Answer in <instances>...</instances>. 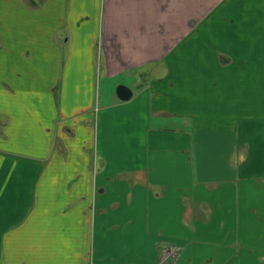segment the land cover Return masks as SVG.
I'll return each mask as SVG.
<instances>
[{"label": "crops", "instance_id": "crops-1", "mask_svg": "<svg viewBox=\"0 0 264 264\" xmlns=\"http://www.w3.org/2000/svg\"><path fill=\"white\" fill-rule=\"evenodd\" d=\"M0 264H264V0H0Z\"/></svg>", "mask_w": 264, "mask_h": 264}, {"label": "water", "instance_id": "water-1", "mask_svg": "<svg viewBox=\"0 0 264 264\" xmlns=\"http://www.w3.org/2000/svg\"><path fill=\"white\" fill-rule=\"evenodd\" d=\"M116 95L121 100H127L131 96V91L125 85H119L116 88Z\"/></svg>", "mask_w": 264, "mask_h": 264}, {"label": "built area", "instance_id": "built-area-1", "mask_svg": "<svg viewBox=\"0 0 264 264\" xmlns=\"http://www.w3.org/2000/svg\"><path fill=\"white\" fill-rule=\"evenodd\" d=\"M174 247L173 246H168V245H166L165 247H164V249H163V253L164 254H166V255H168V254H170L171 252H173L174 251Z\"/></svg>", "mask_w": 264, "mask_h": 264}]
</instances>
